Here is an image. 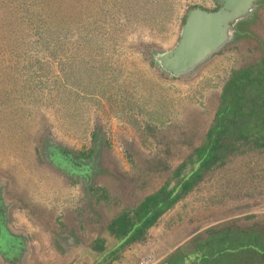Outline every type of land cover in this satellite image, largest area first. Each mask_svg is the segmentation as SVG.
<instances>
[{
    "label": "rangeland",
    "instance_id": "rangeland-1",
    "mask_svg": "<svg viewBox=\"0 0 264 264\" xmlns=\"http://www.w3.org/2000/svg\"><path fill=\"white\" fill-rule=\"evenodd\" d=\"M258 2L233 43L191 75L173 77L152 53L174 47L191 7L214 10L215 0H0V189L9 229L28 227L35 241L25 259L95 264L97 238L114 242L101 219L107 223L172 177L202 142L232 70L264 52ZM96 131L107 141L98 167L120 176L130 196L101 173L94 183L109 198L97 201L98 192L88 199L84 182L72 183L41 156L46 139L71 155L87 152ZM226 225L264 235V149L242 147L203 171L110 264H142L143 254L149 264H165L187 255L207 229Z\"/></svg>",
    "mask_w": 264,
    "mask_h": 264
},
{
    "label": "trees",
    "instance_id": "trees-1",
    "mask_svg": "<svg viewBox=\"0 0 264 264\" xmlns=\"http://www.w3.org/2000/svg\"><path fill=\"white\" fill-rule=\"evenodd\" d=\"M99 134V131L94 132L91 149L78 155L67 153L60 144L47 139L40 150L46 163L55 169L54 165L63 169L68 179L72 176V183L84 182L85 197L91 199L101 192L97 201L109 198L107 191L94 183L101 173L116 180L125 189L124 193L128 188L120 176L98 167V149L107 144L105 137ZM246 146L264 149V52L232 70L222 87L213 120L202 142L175 169L172 177L107 223L104 217L101 219L104 223L101 232L114 242L101 236L97 238L95 264L112 263L126 246L145 238L148 229L201 180L203 171L222 165L229 154ZM126 194L130 196L128 192ZM202 237L193 243L187 255L170 257L165 264H264V235L255 226L209 228ZM25 254L27 250L19 253L21 258Z\"/></svg>",
    "mask_w": 264,
    "mask_h": 264
},
{
    "label": "water",
    "instance_id": "water-1",
    "mask_svg": "<svg viewBox=\"0 0 264 264\" xmlns=\"http://www.w3.org/2000/svg\"><path fill=\"white\" fill-rule=\"evenodd\" d=\"M218 7L188 11L177 43L169 50L152 53V62L173 77H187L215 53L233 43L242 23L255 17L259 0H215Z\"/></svg>",
    "mask_w": 264,
    "mask_h": 264
},
{
    "label": "crops",
    "instance_id": "crops-1",
    "mask_svg": "<svg viewBox=\"0 0 264 264\" xmlns=\"http://www.w3.org/2000/svg\"><path fill=\"white\" fill-rule=\"evenodd\" d=\"M2 190L0 189V260H2V264H34V261L29 256L25 259L23 256L21 258V251L27 250L28 246H33L34 242L30 241V230L28 227H24L25 231H20L22 233H13L11 229H9L8 225L4 220V212H6L5 205L7 204L4 200H2ZM4 214V215H3ZM15 226V225H14ZM28 236V237H27ZM28 239V241H27ZM133 246V244H132ZM29 251V250H28ZM31 251V249H30ZM135 251L131 249L128 252ZM5 253V255H3ZM16 254L15 257L13 255ZM18 254V255H17ZM129 254V253H128ZM130 255V254H129ZM5 256V258H3ZM120 264H129L126 261Z\"/></svg>",
    "mask_w": 264,
    "mask_h": 264
},
{
    "label": "built area",
    "instance_id": "built-area-1",
    "mask_svg": "<svg viewBox=\"0 0 264 264\" xmlns=\"http://www.w3.org/2000/svg\"><path fill=\"white\" fill-rule=\"evenodd\" d=\"M142 244V242H140ZM141 253V252H140ZM143 254V253H142ZM150 261H152L151 259V255L149 254H143L142 259L139 261V263L142 264H149Z\"/></svg>",
    "mask_w": 264,
    "mask_h": 264
},
{
    "label": "flooded vegetation",
    "instance_id": "flooded-vegetation-1",
    "mask_svg": "<svg viewBox=\"0 0 264 264\" xmlns=\"http://www.w3.org/2000/svg\"><path fill=\"white\" fill-rule=\"evenodd\" d=\"M243 33H245V32H243Z\"/></svg>",
    "mask_w": 264,
    "mask_h": 264
}]
</instances>
